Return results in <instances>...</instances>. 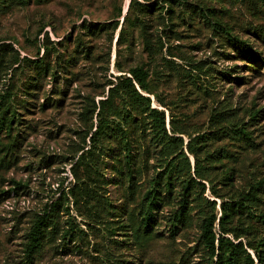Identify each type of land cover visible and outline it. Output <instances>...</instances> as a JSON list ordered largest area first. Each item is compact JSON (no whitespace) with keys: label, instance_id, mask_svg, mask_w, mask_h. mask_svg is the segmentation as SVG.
<instances>
[{"label":"rangeland","instance_id":"rangeland-1","mask_svg":"<svg viewBox=\"0 0 264 264\" xmlns=\"http://www.w3.org/2000/svg\"><path fill=\"white\" fill-rule=\"evenodd\" d=\"M131 1L19 0L0 12V194L11 192L0 264H213L198 247L213 216L217 234L247 223L249 252H264V0H177L165 25L151 18L163 44L151 63ZM42 67L49 76L35 84ZM140 67L165 129L120 91L101 125L99 103ZM82 146L78 170L104 199L99 225L68 193ZM58 199L62 234L33 254L36 218Z\"/></svg>","mask_w":264,"mask_h":264},{"label":"trees","instance_id":"trees-1","mask_svg":"<svg viewBox=\"0 0 264 264\" xmlns=\"http://www.w3.org/2000/svg\"><path fill=\"white\" fill-rule=\"evenodd\" d=\"M142 0L141 2H137L136 0H132L130 3V10L136 11L138 13V25L141 30V36L143 40V45L145 52L148 54L149 63L155 60L158 51L163 49V44L156 43L152 39V35L150 33V27L152 19L154 20H163V24L165 25L166 17L170 18L171 13H173L174 6H176L177 0ZM19 0H0V12H7L11 8L19 7ZM167 9V11H166ZM152 18V19H151ZM171 19V18H170ZM105 26L102 28L100 26H91L89 30L96 29L104 31ZM110 27V25L108 26ZM115 31L118 29V24H114ZM50 70L49 67H42V72H38L37 78L35 79L38 84L41 80L44 81L49 76ZM131 77H120L116 79V83L112 84L114 87L110 89V95H108L106 100H103L99 103V112L97 114V118L100 119V124H103V114L105 110L108 108L109 110L112 108V97L115 92H123L132 102L133 106L137 109H141L142 114H148L152 117L154 124L156 123V127H160L165 129V116L161 114L156 109H151V101L150 98L143 96V93H150L151 88L148 82L149 79V70L140 67L129 72ZM38 86H34V90ZM112 94V95H111ZM88 111V110H87ZM97 111V106L94 104V109L91 112V119ZM90 113V112H89ZM114 115H117V112H113ZM222 119L224 120H233L236 118V112L231 109H224L220 113ZM155 127V128H156ZM93 125L90 128L91 132H87L83 143H86V138L92 133ZM0 130H2V126L0 123ZM98 130H101V126L96 128V131L91 135L90 141L95 144L96 143V133ZM174 134H183L180 130H173ZM171 143L177 144L181 143V148L183 147V141L178 137H168ZM168 148H170L169 144ZM191 143L189 144V151L194 156L196 155L195 150L191 147ZM86 147H79L75 151L74 158H71L73 161L75 158H78V154L82 152L81 156H79L75 165L71 168L72 174L75 178L76 185L73 188L69 189V194H71L73 198V207L83 217H87L92 220L94 224L99 225L104 223L105 219V208H104V199L100 190H98L94 185H91L87 182V180H91V176L88 174V169H85V173L81 176L78 167L81 163L87 158L90 151H85ZM187 162V166L189 171H191V166L187 158H185ZM198 171H196L197 173ZM87 179V180H86ZM202 185V184H201ZM189 188V185L186 186V189ZM67 194V193H66ZM64 194V196H66ZM11 192H3L0 194V203L6 198H10ZM64 203L61 202V199H58L51 203L50 205H46L44 214L42 216H37L33 229L30 233V243H31V252L34 254H40L45 252L46 239L58 238L61 235V227L59 222L57 221L59 217H61L62 209ZM61 208V209H60ZM66 212L69 211V208L64 210ZM150 219V218H149ZM217 221L216 216H213L211 219L205 222L203 227L202 236L199 240L198 247L203 251V253H207V256L210 260H214L213 264H264V252H257L256 256L253 257L249 252V249H254L250 242L246 239L248 237V228L249 225L246 223L244 226V231L240 232L237 229H225L222 226L221 233L217 234L215 232V223ZM220 225H222V220H219ZM52 228L48 232V229ZM66 233V232H65ZM232 236V238L227 236ZM245 239V241H244ZM42 241V244H41Z\"/></svg>","mask_w":264,"mask_h":264}]
</instances>
